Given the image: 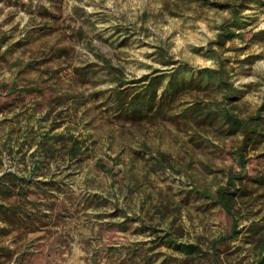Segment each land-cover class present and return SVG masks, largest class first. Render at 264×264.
<instances>
[{
  "label": "rangeland",
  "instance_id": "1",
  "mask_svg": "<svg viewBox=\"0 0 264 264\" xmlns=\"http://www.w3.org/2000/svg\"><path fill=\"white\" fill-rule=\"evenodd\" d=\"M228 1L239 2L0 0V176L43 183L31 195L38 207L26 203L32 217L0 214V264H210L211 256L257 264L264 184H249L234 214L216 196L232 188L233 174L264 175V135L241 152L244 134L181 115L194 100L225 92H184L145 116L116 101L118 90L137 92L145 75L177 60L226 70L237 91L226 104L256 116L264 0L245 1L244 35L221 45L232 13L220 3ZM174 242L198 244L202 254Z\"/></svg>",
  "mask_w": 264,
  "mask_h": 264
},
{
  "label": "trees",
  "instance_id": "2",
  "mask_svg": "<svg viewBox=\"0 0 264 264\" xmlns=\"http://www.w3.org/2000/svg\"><path fill=\"white\" fill-rule=\"evenodd\" d=\"M245 1L220 3L221 7L230 9L232 13V16L220 26L221 30L217 42L221 45L228 40L244 35L241 29L244 23L247 22L242 14L243 8L246 7ZM167 63L175 64V66L168 72L145 75L142 79L141 89L137 92L127 94L125 91L118 90L116 92L117 103L122 105V108H126L127 113L145 116L154 108L161 109L172 101L178 100L184 92H192L196 89L225 92L226 94L222 100L207 102L194 100V103H189L183 108L181 115L195 120L198 124L213 125L220 123V129L227 131L229 134H244L241 152L245 150L246 146L255 143L259 136L264 135V103L258 114L249 118L240 117L235 113L234 106L226 104L237 95V91L234 92L233 84L226 80V70L212 67L198 69L189 63H180L177 60H170ZM107 67L111 74L119 77L113 66L108 63ZM124 83L122 82V84ZM13 88L16 87L13 86ZM225 127L226 130H224ZM241 156L244 157L243 154ZM39 168L40 166L36 164L34 172ZM231 179L229 185L232 188L220 187L216 198L217 204L222 205L230 214H234L237 197L246 194L249 184L251 186L264 184V175L238 173L233 174ZM34 187H36L35 190ZM42 191V182L33 181L31 177L19 175L13 171L4 172L0 176V214L10 221L19 218L21 213V216L26 214L28 217H32V213L26 209V205H28L26 203L29 201L38 207L39 198L37 196L31 198V195ZM174 245L190 256L194 254L201 255L203 251L195 243L174 242ZM211 257L209 258L210 264H215V256L214 258ZM257 264H264V253Z\"/></svg>",
  "mask_w": 264,
  "mask_h": 264
}]
</instances>
